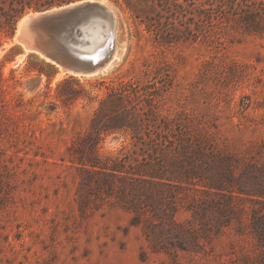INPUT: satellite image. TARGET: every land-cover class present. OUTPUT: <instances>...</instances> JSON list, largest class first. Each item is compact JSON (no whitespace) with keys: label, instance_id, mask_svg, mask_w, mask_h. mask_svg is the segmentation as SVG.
Here are the masks:
<instances>
[{"label":"rangeland","instance_id":"1","mask_svg":"<svg viewBox=\"0 0 264 264\" xmlns=\"http://www.w3.org/2000/svg\"><path fill=\"white\" fill-rule=\"evenodd\" d=\"M104 2L121 44L102 74L0 37V264H264V43L176 56ZM122 81L155 106L118 119L101 103Z\"/></svg>","mask_w":264,"mask_h":264},{"label":"trees","instance_id":"2","mask_svg":"<svg viewBox=\"0 0 264 264\" xmlns=\"http://www.w3.org/2000/svg\"><path fill=\"white\" fill-rule=\"evenodd\" d=\"M78 1L82 0H0V37L12 39L18 22L29 13ZM104 1L127 12L156 48L176 56L225 59L248 41L264 43V0ZM107 90L101 104L112 103L118 119L124 120L123 115L139 114L143 102L154 107L160 89L154 84L122 81Z\"/></svg>","mask_w":264,"mask_h":264},{"label":"water","instance_id":"3","mask_svg":"<svg viewBox=\"0 0 264 264\" xmlns=\"http://www.w3.org/2000/svg\"><path fill=\"white\" fill-rule=\"evenodd\" d=\"M19 23L13 38L17 36L22 49L67 73L102 74L119 55L118 16L104 1L82 0L33 12Z\"/></svg>","mask_w":264,"mask_h":264},{"label":"bare ground","instance_id":"4","mask_svg":"<svg viewBox=\"0 0 264 264\" xmlns=\"http://www.w3.org/2000/svg\"><path fill=\"white\" fill-rule=\"evenodd\" d=\"M21 24H22V22H20L18 26L20 27ZM16 37H17V36H16ZM16 37L14 38V41H15L16 43L19 44V42H17V38H16ZM28 53H29V52H28L27 50H24V53L19 57V59L21 60V59L24 58ZM19 59H18V60H19ZM61 71H62V70H61ZM62 72H63V71H62ZM59 75H60V74H59ZM73 75H76V74H73Z\"/></svg>","mask_w":264,"mask_h":264}]
</instances>
